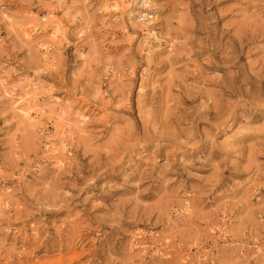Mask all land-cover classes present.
I'll use <instances>...</instances> for the list:
<instances>
[{"label":"rangeland","instance_id":"1","mask_svg":"<svg viewBox=\"0 0 264 264\" xmlns=\"http://www.w3.org/2000/svg\"><path fill=\"white\" fill-rule=\"evenodd\" d=\"M0 264H264V0H0Z\"/></svg>","mask_w":264,"mask_h":264},{"label":"bare ground","instance_id":"2","mask_svg":"<svg viewBox=\"0 0 264 264\" xmlns=\"http://www.w3.org/2000/svg\"><path fill=\"white\" fill-rule=\"evenodd\" d=\"M30 94V93H29ZM27 105V104H26ZM17 110H18V112L22 115V116H24V117H27V116H29V107H25V106H23V105H20L18 108H17ZM19 114V115H20Z\"/></svg>","mask_w":264,"mask_h":264}]
</instances>
